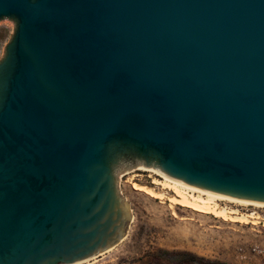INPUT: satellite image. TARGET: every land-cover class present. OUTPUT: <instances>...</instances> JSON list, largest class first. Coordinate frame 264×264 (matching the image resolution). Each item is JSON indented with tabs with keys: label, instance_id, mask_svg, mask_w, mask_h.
Segmentation results:
<instances>
[{
	"label": "water",
	"instance_id": "water-1",
	"mask_svg": "<svg viewBox=\"0 0 264 264\" xmlns=\"http://www.w3.org/2000/svg\"><path fill=\"white\" fill-rule=\"evenodd\" d=\"M0 264L121 243L142 163L264 203V0H0Z\"/></svg>",
	"mask_w": 264,
	"mask_h": 264
},
{
	"label": "rangeland",
	"instance_id": "rangeland-1",
	"mask_svg": "<svg viewBox=\"0 0 264 264\" xmlns=\"http://www.w3.org/2000/svg\"><path fill=\"white\" fill-rule=\"evenodd\" d=\"M15 30L16 25H0V62ZM140 165L145 166L136 163L116 173L119 198L131 216L126 236L114 248L79 264H264L263 207L219 200V210L233 213L230 220L195 212L181 205V194L165 185L158 166L148 167L154 169L148 172L140 171ZM184 194L199 197L196 192Z\"/></svg>",
	"mask_w": 264,
	"mask_h": 264
},
{
	"label": "bare ground",
	"instance_id": "bare-ground-1",
	"mask_svg": "<svg viewBox=\"0 0 264 264\" xmlns=\"http://www.w3.org/2000/svg\"><path fill=\"white\" fill-rule=\"evenodd\" d=\"M128 167L131 168V165H128ZM128 167H126V168H128ZM138 169L140 171H148V172L154 171V169H150V168H148L146 166H142V165H140L138 167ZM162 176L166 180L165 185H171V186L173 185V187L177 190V192L179 194H181V196H182V200L180 201L181 205L183 207L189 208L190 210L192 209L195 212L209 214V215L212 214V215H216L218 217H222L225 220L226 219L230 220L231 218L229 216L233 213L226 211V210H219L218 204H217V202L219 200H227V201L234 202L236 204L255 205V206L264 208V203L253 202V201H248V200H241V199H237V198H232V197L216 194L213 192L205 191L203 189L201 190V189H198L196 187L187 185V184H185L181 181H178V180L176 181L175 179H172V178L167 177L165 175H162ZM135 188L138 190H143V191L147 192L149 195L157 196L153 191L146 189L145 187H141V186L137 185V186H135ZM184 191L199 193V197L195 198V197L191 196L192 199H189L190 197H187L184 194ZM202 196H206L205 200H203ZM253 216H254V214L251 215L250 217H253Z\"/></svg>",
	"mask_w": 264,
	"mask_h": 264
}]
</instances>
